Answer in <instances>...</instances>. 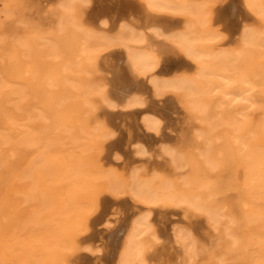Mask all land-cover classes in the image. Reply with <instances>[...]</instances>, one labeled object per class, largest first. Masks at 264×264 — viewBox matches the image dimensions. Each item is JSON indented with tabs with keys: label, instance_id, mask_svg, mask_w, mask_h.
Masks as SVG:
<instances>
[{
	"label": "bare ground",
	"instance_id": "bare-ground-1",
	"mask_svg": "<svg viewBox=\"0 0 264 264\" xmlns=\"http://www.w3.org/2000/svg\"><path fill=\"white\" fill-rule=\"evenodd\" d=\"M7 9L1 264H154L155 208L190 209L214 231L204 243L173 224L172 264H264V0H0ZM168 94L186 116L179 144H159L173 175L118 170L111 115L139 109L138 135L159 136L145 108ZM130 150L147 157L139 140ZM105 195L125 201L117 224Z\"/></svg>",
	"mask_w": 264,
	"mask_h": 264
},
{
	"label": "rangeland",
	"instance_id": "rangeland-1",
	"mask_svg": "<svg viewBox=\"0 0 264 264\" xmlns=\"http://www.w3.org/2000/svg\"><path fill=\"white\" fill-rule=\"evenodd\" d=\"M5 18H7V20ZM13 18L14 15L11 14L8 9L6 10V12H2V10H0L1 27H8L13 21ZM8 20L10 21L8 22ZM148 99L150 103L145 108V110L147 112L156 114L161 118L163 122V126L159 136L148 138L143 136L140 137L138 135L139 130L137 128V125L140 116L139 109H135L130 113H116L111 115L110 130L112 131V138H109L108 147L111 149V152L116 151L119 154L121 160H118L116 163H114V166L120 171L125 172L128 171L131 167L136 166L142 168L140 170V174L145 177L157 172H163L162 174L164 175L166 174L168 176H172L174 171L172 169V166H170L171 163L166 157L164 158V156H161L159 144H161L162 142L167 143V145L179 144V137H181V134L184 132L183 130L186 129V125L184 124V122L186 121V116L176 105L175 96L173 94H168L159 100L152 99L150 97H148ZM137 140L141 141L145 145L147 155L144 156L148 157L149 155V158L146 157L147 159H140L137 156L134 157L132 151L130 150V147ZM28 155H32V152H30V154ZM114 198L115 197H113V199ZM113 199L112 196H103L100 202V209L104 210L105 215L112 216L111 218L113 220V223L117 224L118 219L115 218L117 216L115 215V213L119 214L120 217L125 214V201L122 197H116L114 201ZM190 211V209L186 208H155L153 210L152 223L159 237V240L157 242L158 244L156 243L154 245L152 249L153 252L151 251L150 253L154 264H166L167 262L169 264H172L175 262L178 248L175 247L176 245L173 243V240L171 238V227L175 223L189 228L194 236L201 242L207 243L210 238H212V236L214 235V231L206 223L205 218L199 213ZM112 214L115 216H113ZM96 226L97 224L95 225V227ZM95 227L92 228V230L95 229ZM96 228L101 229V227L99 226ZM100 235L101 238L97 235L98 237L96 236L93 239L99 240L101 244L105 243L106 241H104L103 239V234ZM88 263L101 264L100 260L97 258L89 259Z\"/></svg>",
	"mask_w": 264,
	"mask_h": 264
}]
</instances>
